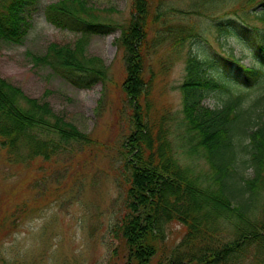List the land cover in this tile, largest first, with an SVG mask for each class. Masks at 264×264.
<instances>
[{
  "label": "trees",
  "instance_id": "obj_1",
  "mask_svg": "<svg viewBox=\"0 0 264 264\" xmlns=\"http://www.w3.org/2000/svg\"><path fill=\"white\" fill-rule=\"evenodd\" d=\"M177 1L132 0L130 16L122 22L99 19L85 0L50 2L44 8L46 20L81 36L72 47L49 44L40 60L66 82L89 88L105 72L100 58L84 54L86 38L120 32L126 72L121 88L130 126L121 145L124 212L110 230L124 241L127 257L122 264H172L161 256V228L171 223L185 229L181 244L193 242L191 251L183 253L187 264H238L246 258L264 264V30L250 24L255 20L264 27V0H189L187 22L176 20ZM37 2L0 0V40L23 42ZM203 18L208 26H201ZM206 30L240 36L258 59L255 66H246L230 53L240 76V89L232 90L209 72L214 61L186 53L177 86L179 125L185 129L175 143L169 127L153 122L145 109L153 85L146 57L166 43L179 55L185 42L201 38ZM257 85L259 92L252 96L244 91ZM216 92L222 95L219 104L204 106ZM69 142L92 143L46 101L26 96L0 76V144L14 160H51ZM176 146L187 158H202L207 172L195 174L183 167Z\"/></svg>",
  "mask_w": 264,
  "mask_h": 264
},
{
  "label": "rangeland",
  "instance_id": "obj_2",
  "mask_svg": "<svg viewBox=\"0 0 264 264\" xmlns=\"http://www.w3.org/2000/svg\"><path fill=\"white\" fill-rule=\"evenodd\" d=\"M54 1L38 0L22 43L0 40V76L26 96L46 101L54 114L73 123L92 143L69 142L51 160L35 157L28 162L14 160L0 144V264H122L127 257L124 241L110 230L124 212L121 145L130 126L129 107L121 88L126 72L124 50L118 43L120 32L86 38L84 54L101 59L105 78L89 88L76 87L40 60L49 44L72 47L81 36L46 20L44 8ZM85 1L99 19L122 22L130 16L132 0ZM188 1L173 4L176 20L184 18L187 22L190 18L185 11ZM200 22L203 27L209 25L204 18ZM250 24L264 30L258 21L251 20ZM204 32L192 43L185 42L179 55L171 53L166 43L146 57L153 85L151 103L145 109L153 122L163 121L169 127V138L175 143L185 129L179 125L181 93L177 86L184 74L186 53L192 51L214 61L215 69L209 72L232 90L240 89V76L230 53L246 66H255L258 59L240 36ZM258 86L244 91L252 96L259 92ZM221 98L218 92L210 93L203 104L214 108ZM175 152L183 167L195 174L207 172L202 158H187L178 146ZM184 232L183 226L174 223L161 228V256L165 261L187 264L183 253L191 251L193 242L181 244ZM251 263L246 258L238 264Z\"/></svg>",
  "mask_w": 264,
  "mask_h": 264
}]
</instances>
